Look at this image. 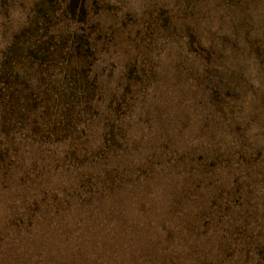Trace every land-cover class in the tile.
Listing matches in <instances>:
<instances>
[{"label":"rangeland","instance_id":"1","mask_svg":"<svg viewBox=\"0 0 264 264\" xmlns=\"http://www.w3.org/2000/svg\"><path fill=\"white\" fill-rule=\"evenodd\" d=\"M0 264H264V0H0Z\"/></svg>","mask_w":264,"mask_h":264}]
</instances>
